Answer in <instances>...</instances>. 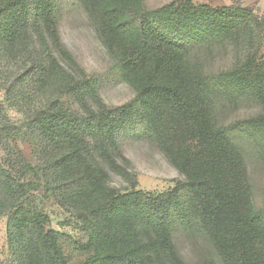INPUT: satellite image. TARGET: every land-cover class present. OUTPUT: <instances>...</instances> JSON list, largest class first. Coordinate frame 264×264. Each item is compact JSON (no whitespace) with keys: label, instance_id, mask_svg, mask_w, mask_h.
Listing matches in <instances>:
<instances>
[{"label":"trees","instance_id":"trees-1","mask_svg":"<svg viewBox=\"0 0 264 264\" xmlns=\"http://www.w3.org/2000/svg\"><path fill=\"white\" fill-rule=\"evenodd\" d=\"M88 4L105 19L102 28L136 81L135 98L122 106L103 101L97 78L62 44L54 0H0V217L18 264H74L69 243L87 252L76 264H191L174 229L211 247L218 261L208 264H264V216L251 205L245 153L232 125L215 119L224 104L264 107V19L240 0L217 7L173 0L156 9L131 0ZM220 50L234 61L218 74L200 69L201 58L190 60ZM142 110L150 138L189 177L167 192L110 184L111 173L135 182L120 134ZM164 120L172 132L185 123L180 144L169 146ZM256 123L264 130V119ZM18 140L30 145L31 157L13 145ZM41 195L83 235L51 228Z\"/></svg>","mask_w":264,"mask_h":264},{"label":"rangeland","instance_id":"rangeland-1","mask_svg":"<svg viewBox=\"0 0 264 264\" xmlns=\"http://www.w3.org/2000/svg\"><path fill=\"white\" fill-rule=\"evenodd\" d=\"M139 1L147 9H156L173 0H131ZM198 3H207L212 6H228L234 0H194ZM244 6L251 7L264 19V0H240ZM58 13V32L62 44L76 59L77 63L99 82V94L103 101L111 106L118 107L130 102L137 94L136 81L128 77L124 70V63L116 51L117 41L113 38L108 28L103 29L104 18L95 13L97 7L89 5L88 0H54ZM99 8V7H98ZM100 10V8H99ZM264 55V44L262 47ZM204 64L200 68L209 74H218L220 70L229 67L234 58L232 53L220 50L210 58H205L202 53L191 55V62L200 61ZM0 98L3 94L0 93ZM74 108H79L80 103H75L67 98ZM166 114L169 110H161ZM14 119H20L21 115L16 110H8ZM170 112V111H169ZM148 110H142L134 123L126 125L124 132L120 134L122 150L130 160L129 168L133 180L116 173H111L110 184L121 192L131 190L162 193L170 191L187 182L189 179L174 159L167 154L146 132V120H149ZM215 119L219 125H232V140L240 145L244 151V162L248 180L251 185V205L264 216V130L256 126V122L264 119V107L253 102H240L237 106L222 105L220 110H215ZM204 119L202 120V122ZM169 146L181 143L183 127L175 131L168 130ZM179 133V134H178ZM188 137V136H186ZM192 148L198 150L199 143L195 138L189 139ZM13 145L23 150L27 157H31V147L23 140L13 142ZM5 156V151L0 148V157ZM177 159V158H176ZM189 191H185L182 199L188 202L186 197ZM41 205L50 216L49 226L56 230L81 237V226L70 214L59 206L53 199H47L43 195L39 197ZM174 235L183 257L191 264H208L218 261L213 256V250L198 237H192L181 229H174ZM71 261L76 264L86 258L87 252L68 244ZM19 261L13 254L7 235V219L0 217V264H18Z\"/></svg>","mask_w":264,"mask_h":264}]
</instances>
